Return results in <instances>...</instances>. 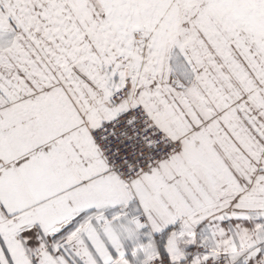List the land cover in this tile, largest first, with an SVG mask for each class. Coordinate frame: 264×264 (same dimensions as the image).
Instances as JSON below:
<instances>
[{
    "label": "snow or ice",
    "instance_id": "6c2138e0",
    "mask_svg": "<svg viewBox=\"0 0 264 264\" xmlns=\"http://www.w3.org/2000/svg\"><path fill=\"white\" fill-rule=\"evenodd\" d=\"M0 264H264V0H0Z\"/></svg>",
    "mask_w": 264,
    "mask_h": 264
}]
</instances>
